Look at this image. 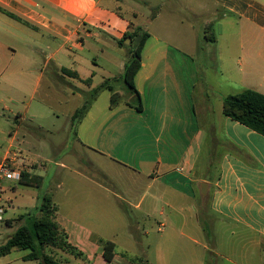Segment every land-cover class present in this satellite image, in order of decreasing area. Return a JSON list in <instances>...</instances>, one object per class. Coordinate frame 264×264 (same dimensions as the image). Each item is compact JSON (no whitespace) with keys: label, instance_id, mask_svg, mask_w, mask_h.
I'll list each match as a JSON object with an SVG mask.
<instances>
[{"label":"crops","instance_id":"crops-1","mask_svg":"<svg viewBox=\"0 0 264 264\" xmlns=\"http://www.w3.org/2000/svg\"><path fill=\"white\" fill-rule=\"evenodd\" d=\"M164 4L170 5L172 17L168 19L189 22L198 38L201 31L195 22L197 19L206 24L202 28L203 35L208 24L228 14L239 18L240 23H248L249 27L231 34L230 54L223 55V60L221 56L220 75L228 87L227 92L225 87L213 86L206 72L204 75L197 72L194 61L171 59L170 49L174 46L159 35L156 25L154 30H149L154 20L162 16L160 10ZM0 7L18 16L15 18L0 10V67H4V72L8 70L9 80L22 81L17 75L18 68L34 64L30 62L32 56L28 55L18 66L16 63L15 67H9L20 50L37 51L40 47L37 35L48 38L46 51L50 54L46 64H52L59 71L54 72L55 78L68 84L69 95L82 97L83 88L78 82H85L84 89L91 90L111 80L113 89L104 88L78 124L76 142L81 149L107 158L129 172L133 186H126L130 200H124L125 206L141 210L148 219L157 213L164 216L165 220L159 221L163 230L169 220L173 222L172 218L184 217L186 202H191L197 213V231L201 229L207 234V227L222 226L226 238L214 239V251L211 250L225 260L222 264H264V135L223 112L224 95L243 88L264 93V82L254 76L255 69L260 66L259 59L264 60L261 55L264 47L259 48L260 41H264V0H0ZM183 7L184 14L174 18L172 14L183 12ZM132 23L149 32L141 67L135 76L143 100L141 110L128 103L130 97H121L127 89L124 63L121 65L120 60L109 58L106 50L108 45L116 46L117 50L127 48L119 46L116 39H121ZM195 42L193 39L192 46ZM89 46L98 48L104 57L101 56L102 60L95 58L87 74L80 72L83 64L77 56H73V67L78 68L59 66L57 56L60 53L83 51ZM244 49L248 53L245 58L241 52ZM246 58L250 63L245 74L244 70L234 67L233 61L238 64ZM63 68L73 74H65ZM99 75L101 79L94 85ZM69 76L72 82L66 78ZM116 81L118 86L114 84ZM113 93H120L121 97L115 106H111ZM9 100L14 99L11 96ZM16 117L21 118V115ZM19 135V127L11 131L9 148L1 149L0 162L8 160L23 171L39 175L34 172L38 167L26 165L29 162L26 155L11 151ZM33 135L28 130L21 135V140L31 144ZM37 148L38 145L34 147ZM34 163H39V168L42 165L40 161ZM85 176L101 190L110 192L95 177ZM202 183L208 187L206 196L201 192ZM135 184L142 185L138 191ZM17 190L16 186L6 185L2 180L0 205L5 209L6 221L30 211L25 207V211L7 216L10 209L16 210L18 198L14 193ZM50 194L55 201L54 194ZM133 197L136 198L133 200ZM35 198L40 199L39 196ZM60 201H55L57 220L65 228L69 241L85 253L87 259H81L90 264H108L99 242L105 238L98 242L93 240L94 231L83 214L84 206L78 202L65 204L63 198ZM37 205L35 203L32 208ZM13 252L1 256L0 264H37L25 260L29 251L9 259ZM124 256L116 250L111 264L149 262L141 257L128 261ZM206 264L220 263L207 259Z\"/></svg>","mask_w":264,"mask_h":264},{"label":"rangeland","instance_id":"rangeland-1","mask_svg":"<svg viewBox=\"0 0 264 264\" xmlns=\"http://www.w3.org/2000/svg\"><path fill=\"white\" fill-rule=\"evenodd\" d=\"M178 4L179 8H182L180 3ZM169 7L164 4L160 10L162 16L154 20V24L149 26V30H154L156 25L160 32L159 35L174 46L170 49L171 59L194 61L197 72H201V75L206 72L212 78L211 82L215 84L213 86L216 88L225 87L224 91L227 92L228 87L220 75L221 56L223 60V55L227 57L230 54L228 45L230 39L233 38L231 34L238 29L249 27L248 23H240L239 18L232 14L213 20L212 32L218 37V42L215 43L207 40L206 36L202 34L204 30L202 28L206 25L203 20L195 21L201 31L200 38H198L189 22H183L181 19H168L172 17ZM181 10L183 12L172 14L174 18L184 14L185 8L183 7ZM193 39L194 42L196 39L198 40L194 46L191 44ZM244 40L247 41V38ZM88 41L92 42V39H88ZM36 42L40 47L35 53L20 50L13 57V62L10 65L6 64L7 67L8 65L15 67L16 63L18 66V62H24L26 56H32L30 62H34V64L25 69L18 68L17 75L21 80L23 79L22 81L9 80L8 70L4 72V67L2 69L0 67V155L1 152L9 148L8 141L11 131L19 127V140L10 149L17 151L20 155H26L29 159L26 165L38 167L34 172L44 177L40 187L21 185L18 181L13 180H3L6 185L11 184L18 188L14 193L18 198L15 203L16 210L10 209L7 216L21 213L27 209L25 207H29L28 210H33L34 204H40L41 198L50 192L54 194L57 202L63 198L65 204L75 202L82 204L85 211L83 214L86 215V220L90 222V228L94 231L93 240L98 242L100 238H105L115 241L117 252L120 256L124 254L128 261H131V258L141 257L151 264H206L207 259L215 263H225V260L211 252V250L214 251V239L226 238L225 233H222V226L216 224L214 227H207V234L201 229L197 231L198 220L197 213L192 206L193 203L186 202L184 217L172 218L173 222L169 220L163 230L159 221L165 220L164 216L157 213L155 217L148 219L141 210L129 205L124 206V200H130L126 186H133V181L129 179V172L107 158L86 148L81 149L72 129L73 112L77 106H81L85 96L89 95L91 90L84 89L85 82H78L77 85L81 89L83 88L84 90H82L86 93L82 94L81 98L69 95L68 84L62 79L55 78L57 75L54 72L58 73L59 71L52 64H46V59L50 54L49 51H46V45L49 44L48 38L37 35ZM247 45L248 43H245V46ZM262 47H264V41L259 43V48ZM106 50L109 58L120 60L121 65L125 64L128 48L117 50L116 46L108 45ZM241 52L244 58L247 57V49L241 50ZM255 54L257 52H254ZM261 55H264V50ZM73 56L79 57L83 64L80 69L82 75L89 72L95 63V58L102 60L101 56L104 57L98 48L89 46L83 51L60 53L57 56L59 66L78 68L73 67ZM249 63V58L242 59L238 64L233 61L234 67L237 66L239 71L244 70L245 74L248 72L246 70H249L246 68ZM259 63L260 66L255 69L254 76L260 82H264V60L260 58ZM2 74L6 77H1ZM66 78L70 82L73 81L70 76ZM100 79L101 75L96 76L94 85H97ZM114 84L118 86L117 81ZM11 96L14 100H9ZM118 96L120 97V93ZM121 97H129L127 89ZM5 106L8 108L4 109ZM17 114H20L21 118H17ZM17 119H19L18 122ZM2 130L4 133H1ZM28 130L34 134L31 144L21 140V135L24 132L26 134ZM37 145L38 148L34 149ZM35 161L42 162L40 168L39 163H34ZM8 162L14 165L10 161ZM85 174L96 177L97 181L106 186L110 192L101 190L94 182L86 180L83 177ZM85 177L87 178V175ZM0 184H2V180ZM141 186L135 184L134 188L138 191ZM35 196H39L40 199L37 200ZM134 198L136 197H133V200ZM18 207L20 208L18 209ZM166 210L168 212L167 208ZM70 214L74 215L72 212ZM15 219H12V223H15ZM16 228L17 225L7 226L6 220L0 222V245ZM26 252L28 251L14 250L9 259L19 253ZM48 252L66 264H90L57 248L50 247Z\"/></svg>","mask_w":264,"mask_h":264},{"label":"trees","instance_id":"trees-1","mask_svg":"<svg viewBox=\"0 0 264 264\" xmlns=\"http://www.w3.org/2000/svg\"><path fill=\"white\" fill-rule=\"evenodd\" d=\"M0 10L5 11L0 7ZM12 17L18 18L15 14L5 11ZM214 22L208 24L205 36L207 40L216 41V34L212 32ZM209 33L210 35H207ZM149 37V32L134 23L124 33L121 39H116L121 47H127V59L124 64V81L126 83L129 97L128 103L141 110L143 107L142 96L139 93L135 76L141 67L142 52ZM62 71L65 74H73L66 68ZM89 80V79H87ZM111 80L107 79L100 85L91 89L86 95L83 103L72 115V129L77 134V126L84 118L92 102L98 97L104 88H112ZM82 94L86 93L81 91ZM118 93H113L111 106L119 102ZM223 112L226 116L248 126L249 128L264 135V93L253 88L242 90L223 96ZM76 127V128H75ZM96 178V177H95ZM21 184L30 186H42L43 177L23 171ZM125 206V204H124ZM126 207V206H125ZM58 205L50 193L45 194L40 204L33 210L19 215L14 222L7 220V225H17L16 230L0 245V257L9 254L13 250H28L24 256L25 260L36 261L37 264H66L54 254L48 252L53 247L67 252L75 257L87 259L85 253L69 241L65 228L57 220ZM100 245L103 255L108 264H111L116 255V244L112 240L101 239ZM146 264H151L147 262Z\"/></svg>","mask_w":264,"mask_h":264},{"label":"built area","instance_id":"built-area-1","mask_svg":"<svg viewBox=\"0 0 264 264\" xmlns=\"http://www.w3.org/2000/svg\"><path fill=\"white\" fill-rule=\"evenodd\" d=\"M23 170L17 166L11 165L7 160L0 162V181L13 180L20 181ZM5 220V209L0 205V222Z\"/></svg>","mask_w":264,"mask_h":264},{"label":"water","instance_id":"water-1","mask_svg":"<svg viewBox=\"0 0 264 264\" xmlns=\"http://www.w3.org/2000/svg\"><path fill=\"white\" fill-rule=\"evenodd\" d=\"M201 192H202L203 196H206L208 193V187L205 183H202V185H201Z\"/></svg>","mask_w":264,"mask_h":264}]
</instances>
